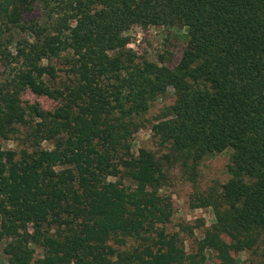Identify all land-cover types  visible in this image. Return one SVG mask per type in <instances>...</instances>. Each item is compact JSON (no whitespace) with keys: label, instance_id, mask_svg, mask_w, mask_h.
<instances>
[{"label":"trees","instance_id":"obj_1","mask_svg":"<svg viewBox=\"0 0 264 264\" xmlns=\"http://www.w3.org/2000/svg\"><path fill=\"white\" fill-rule=\"evenodd\" d=\"M148 28L182 31L174 63L129 47ZM176 182L209 225L169 228ZM0 246L6 264H264V0H0Z\"/></svg>","mask_w":264,"mask_h":264},{"label":"rangeland","instance_id":"obj_2","mask_svg":"<svg viewBox=\"0 0 264 264\" xmlns=\"http://www.w3.org/2000/svg\"><path fill=\"white\" fill-rule=\"evenodd\" d=\"M182 31L179 30H166L159 28H148L147 30L135 29L129 32L132 38V43L129 47L136 48L138 52H144L145 57L150 61H157L159 56H162V61L166 64L174 61L179 57L183 41L181 38ZM169 63V64H170ZM171 65V64H170ZM24 99L34 100L37 99L41 103L48 104L43 98H36L31 94H26ZM173 99L171 92H166L164 96L160 97L150 111L149 118L157 114V110L169 105ZM148 132L138 131L134 135L133 144L138 147L143 141L148 142ZM47 147L46 143L42 144ZM1 146L4 149H14L12 141H2ZM228 161V152H222L212 157L204 158L198 166V187L203 190L212 183H222L226 178L225 166ZM192 188L188 183L176 182L173 188L168 189L170 197L173 202L172 223L169 228L177 225L179 222H199L200 219L205 225L212 222V214L209 209L192 207L188 202V195L191 193ZM243 254H239L242 260ZM210 263V262H207ZM0 264H6L5 256L2 254L0 246Z\"/></svg>","mask_w":264,"mask_h":264}]
</instances>
